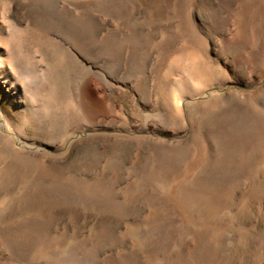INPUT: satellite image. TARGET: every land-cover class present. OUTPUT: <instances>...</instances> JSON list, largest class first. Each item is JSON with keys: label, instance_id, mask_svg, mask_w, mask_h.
Masks as SVG:
<instances>
[{"label": "rangeland", "instance_id": "obj_1", "mask_svg": "<svg viewBox=\"0 0 264 264\" xmlns=\"http://www.w3.org/2000/svg\"><path fill=\"white\" fill-rule=\"evenodd\" d=\"M0 264H264V0H0Z\"/></svg>", "mask_w": 264, "mask_h": 264}, {"label": "bare ground", "instance_id": "obj_2", "mask_svg": "<svg viewBox=\"0 0 264 264\" xmlns=\"http://www.w3.org/2000/svg\"><path fill=\"white\" fill-rule=\"evenodd\" d=\"M3 61H4V60H3ZM3 61H2V62H3ZM1 64H2V63H1Z\"/></svg>", "mask_w": 264, "mask_h": 264}]
</instances>
